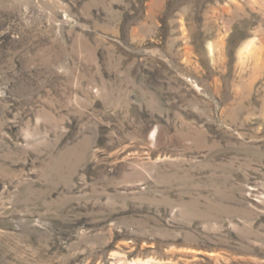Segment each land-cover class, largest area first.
<instances>
[{"label": "rangeland", "instance_id": "374dc122", "mask_svg": "<svg viewBox=\"0 0 264 264\" xmlns=\"http://www.w3.org/2000/svg\"><path fill=\"white\" fill-rule=\"evenodd\" d=\"M0 264H264V0H0Z\"/></svg>", "mask_w": 264, "mask_h": 264}]
</instances>
